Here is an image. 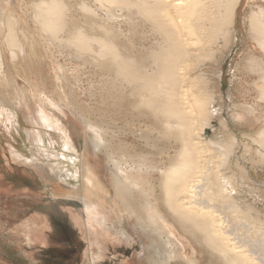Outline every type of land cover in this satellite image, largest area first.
<instances>
[{"label": "bare ground", "instance_id": "1", "mask_svg": "<svg viewBox=\"0 0 264 264\" xmlns=\"http://www.w3.org/2000/svg\"><path fill=\"white\" fill-rule=\"evenodd\" d=\"M242 2L0 0V121L23 112L59 133L60 149L48 133L33 136L49 162L39 165L51 181L63 180L66 192L75 188L83 197L87 193L88 212L98 214L101 204L97 200L102 195L106 198L108 191L98 180L86 149L82 154L70 149L69 128L55 117L54 108L47 107L65 114L55 98L57 92L66 105L70 103L86 117L92 146L107 150L115 192L114 198L108 195L107 199L114 202V209L122 206L120 212L135 215V224L153 235L148 239L151 264H172L170 260L180 256L159 207L167 209L183 233L206 247L217 263L264 264V220L252 207L238 203L233 173L229 175L232 160L242 175L249 173L241 165L242 145L228 128L214 139L205 135L213 115L220 116L223 127L228 121L223 108L212 106L210 77L190 74L193 68L203 71L212 60L230 55L239 39L236 23ZM246 25L248 35L264 53L263 4L251 6ZM9 59L23 78V87L7 67ZM19 65L24 67L19 69ZM242 65L264 71V61L253 52L243 56ZM93 75L109 91L106 94L123 99L130 121L120 131L130 134L135 143L120 139L118 146L110 147V122L95 117L107 113L86 100L93 97V91L89 94L84 89L86 77L92 89ZM256 111L252 106L247 112ZM237 113L241 120L249 118ZM257 133L264 140V123ZM52 158L55 164L50 163ZM120 219L123 222L124 215ZM186 264L198 262L188 259Z\"/></svg>", "mask_w": 264, "mask_h": 264}, {"label": "rangeland", "instance_id": "2", "mask_svg": "<svg viewBox=\"0 0 264 264\" xmlns=\"http://www.w3.org/2000/svg\"><path fill=\"white\" fill-rule=\"evenodd\" d=\"M257 1L243 0L236 23L239 39L230 55L227 58L222 56L217 62L212 60V65L204 66L203 71L193 68L195 70L190 71V74L210 77L209 86L214 97L212 106L223 108L228 122L227 127H223L220 124V116L213 115L209 121L212 127L205 126V135L214 139L215 136L224 133L223 128H228L227 131L233 132L237 137L242 145L239 152L246 156L244 158L242 155L241 165H244L249 173L242 175L236 162L231 161L229 169L232 170H228L229 175L233 173L232 181L238 191L235 197L239 204L255 209L254 212L256 211L261 217L259 219L264 220V140L257 135V130L264 123L262 122L264 120V90L262 89L264 88L262 78L264 71L249 70L242 65V58L248 52H253L264 61V53L248 35L246 25L251 6L256 8L258 4L264 5V2ZM5 55L8 56L7 53ZM8 63L7 67L10 68L11 74L18 78V84L23 87L24 81L18 69L14 68L10 59ZM19 67L22 69L24 66L19 65ZM207 70H209L207 74H202ZM97 77L95 75L90 77L91 83H95L93 87L95 89H90L92 86L90 87V81L86 77L84 89L87 88L89 94L93 91V97L89 95L90 99L87 96L86 100L94 101V105L101 107L107 113L104 116L96 114L95 117L104 120V123L110 122V124L107 123L110 147L118 146L117 141L120 139L135 143L136 140L130 134L120 131L130 121L123 99L106 94L109 91H104L98 85L99 77ZM51 87L50 84L49 89ZM194 89L196 93L200 90L198 87ZM55 98L61 102V107L66 109L63 111L65 114L51 105L47 108L50 111L54 108L52 112L56 115L55 117L63 120L62 123L69 128L70 135L68 134L67 138L70 149L77 154H82L83 149H86L85 152L92 160L93 168L98 172V180L101 181L103 189L114 198L111 167L105 153L107 150H97L92 146L93 134L87 126L86 117H81L70 103L66 105L57 92ZM63 102L66 106L62 104ZM114 103L119 106L115 108ZM252 106L254 110H258L256 112L260 116L256 112H253L254 114L247 112ZM244 110H247L246 113ZM237 111L246 114L249 120L238 118ZM31 116L32 114L26 115L19 112V115L12 117L11 120L4 117L0 121V264H151L147 260V254L150 253L148 239L153 235L147 229H142L135 224V215L129 217L127 212H120L118 209H123L122 206H117L115 210L112 206L114 202L107 199L108 195L106 198L102 195L101 199L97 200L101 204L98 214L93 213L94 211L88 212L85 201H90V198L87 193H84L85 197H83V193L78 194L75 188L66 192L63 180L60 179L61 181L55 183L50 180L47 172L42 171L39 164L45 165L49 162L45 158V153L41 152L43 148L33 143V136L48 133L47 137L51 139V143L57 145L59 149L62 140L59 133L32 121ZM115 129L117 132L113 133ZM52 150L57 152L56 148ZM65 151L70 152V150ZM95 154L97 157L94 156ZM59 157L61 156L57 158ZM254 160L258 162L253 167ZM55 162L56 159L50 163L55 164ZM230 171L233 172L230 173ZM90 197L95 201L94 195ZM159 209L168 222V230L172 233L169 235L177 243L180 255L178 259L170 260L172 264H186L188 259L195 260L198 264H219L212 259L206 247H202L190 235L183 233L167 209L164 207ZM123 215L122 222L120 217Z\"/></svg>", "mask_w": 264, "mask_h": 264}]
</instances>
